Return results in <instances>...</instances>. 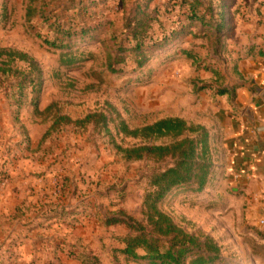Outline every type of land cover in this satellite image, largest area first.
<instances>
[{
  "label": "rangeland",
  "instance_id": "obj_1",
  "mask_svg": "<svg viewBox=\"0 0 264 264\" xmlns=\"http://www.w3.org/2000/svg\"><path fill=\"white\" fill-rule=\"evenodd\" d=\"M143 15L148 60L138 68L129 28ZM0 48L32 58L40 82L34 100L32 85L17 89L25 64L0 76V264H150L124 256L130 232L106 220L141 222L150 177L169 162L126 161L114 144L132 140L75 122L110 105L141 127L185 109L205 85L217 92L234 77V51L264 50V0H0ZM214 181L200 192L176 188L158 208L213 240L219 256L208 264H264V225L249 223L246 202Z\"/></svg>",
  "mask_w": 264,
  "mask_h": 264
},
{
  "label": "trees",
  "instance_id": "obj_2",
  "mask_svg": "<svg viewBox=\"0 0 264 264\" xmlns=\"http://www.w3.org/2000/svg\"><path fill=\"white\" fill-rule=\"evenodd\" d=\"M29 11H27V17ZM194 18L203 21L202 18ZM149 17L143 15L135 18V23L130 29L132 40L136 42L132 48L136 67L140 68L147 62V57L142 54L143 40L149 28ZM222 25L217 26V35ZM49 46L59 50L68 48L69 44H55L46 42ZM250 51L253 48L249 49ZM260 54L263 52L260 50ZM108 70L115 72L110 63L111 56L107 57ZM121 63L124 58L118 56ZM76 62L70 58L62 61L64 66H70ZM23 63L27 68V75L18 83L17 89L22 93L25 85H32V92L36 100L40 82L32 77L34 71H38L36 63L27 54L0 48V76L10 75L13 64ZM38 79L40 76L38 75ZM210 87L205 85L200 88ZM227 88H220L218 95L228 93ZM110 111L106 114L95 112L86 115L82 120H77L76 125H92L94 129L110 133L114 130V136L133 141L128 147L122 148L114 144L116 152L120 153L126 161L152 160L154 162H169V166L156 171L150 177V188L143 197L141 205L142 221L138 222L124 213L107 218L106 225H124L129 230V235L121 242V253L133 260H148L150 264H184L187 255H191L188 264H208L219 256V247L212 239L203 236H195L178 227L173 220L158 208L161 201L176 188L187 187L189 191L200 192L213 180L214 149L211 146L209 132L200 125H194L178 117H168L157 120L151 124L136 128H129L128 124L120 118L114 108L108 105ZM48 107L44 112L48 111ZM38 115H43V113ZM57 121L69 123L67 117H60ZM111 127V128H110ZM46 132L44 137L48 135ZM142 252V255L138 254Z\"/></svg>",
  "mask_w": 264,
  "mask_h": 264
},
{
  "label": "crops",
  "instance_id": "obj_3",
  "mask_svg": "<svg viewBox=\"0 0 264 264\" xmlns=\"http://www.w3.org/2000/svg\"><path fill=\"white\" fill-rule=\"evenodd\" d=\"M236 54L234 77L224 83L228 93L210 86L189 93L186 108L172 117L204 127L214 146V180L245 201L249 223L264 220V50ZM182 92L179 93L181 96ZM255 219V220H254ZM263 226V225H260Z\"/></svg>",
  "mask_w": 264,
  "mask_h": 264
},
{
  "label": "built area",
  "instance_id": "obj_4",
  "mask_svg": "<svg viewBox=\"0 0 264 264\" xmlns=\"http://www.w3.org/2000/svg\"><path fill=\"white\" fill-rule=\"evenodd\" d=\"M260 225H264V220H260Z\"/></svg>",
  "mask_w": 264,
  "mask_h": 264
},
{
  "label": "water",
  "instance_id": "obj_5",
  "mask_svg": "<svg viewBox=\"0 0 264 264\" xmlns=\"http://www.w3.org/2000/svg\"><path fill=\"white\" fill-rule=\"evenodd\" d=\"M261 97H262V99L264 100V93H262V96H261Z\"/></svg>",
  "mask_w": 264,
  "mask_h": 264
}]
</instances>
